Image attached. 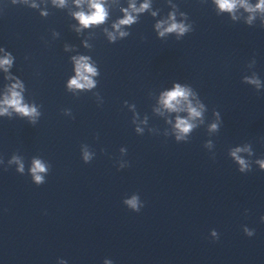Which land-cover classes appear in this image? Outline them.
I'll return each mask as SVG.
<instances>
[{
	"label": "water",
	"instance_id": "obj_1",
	"mask_svg": "<svg viewBox=\"0 0 264 264\" xmlns=\"http://www.w3.org/2000/svg\"><path fill=\"white\" fill-rule=\"evenodd\" d=\"M170 5L192 25L179 39L154 30ZM121 7L127 0H110L108 22L77 34L71 4L44 0L32 9L0 0V47L15 57L10 74L23 81L25 102L40 111L35 124L0 118V264H264V172L253 164L241 174L228 155L250 145V159H264V25H247L242 10L237 21L217 14L212 0H152L158 15L144 13L127 37L109 43L104 29ZM77 54L91 56L100 76L93 90L74 95L65 84ZM252 76L259 90L244 82ZM5 83L0 73V90ZM174 83L206 107L187 142H176L154 112ZM134 113L147 117L143 134ZM214 113L221 123L210 134ZM84 148L94 154L88 164ZM13 156L22 175L8 163ZM33 159L49 165L43 184L32 182ZM132 195L144 203L139 213L123 205Z\"/></svg>",
	"mask_w": 264,
	"mask_h": 264
},
{
	"label": "clouds",
	"instance_id": "obj_2",
	"mask_svg": "<svg viewBox=\"0 0 264 264\" xmlns=\"http://www.w3.org/2000/svg\"><path fill=\"white\" fill-rule=\"evenodd\" d=\"M10 2L13 4L19 3L32 9H41L44 0H39V2L38 0H10ZM48 2L57 9L67 8L69 4L76 9V11L71 12V17L76 21L73 28L77 34L101 27L110 18V0H48ZM117 2L118 0H111V3ZM212 4L215 6L217 14L226 13L233 21L241 19L238 13L242 10L246 14L244 22L247 25H253L257 19H260L261 24L264 25V0H254V2L253 0H212ZM170 6L173 10L168 13L167 18L158 20L154 25V30L158 38L161 39L173 34L179 39L192 31V25L186 23L187 16L184 13H180V20L178 21L175 5ZM151 8L152 0H127V7L120 8L121 16L111 24V31L107 28L104 29L109 43H115L118 39L127 37L129 33L125 29L137 23L138 18L144 13L149 12L155 18L158 13L151 11ZM40 16L47 17V10H41ZM53 35L57 34L54 33ZM82 44L86 49L91 48L87 40L83 41ZM64 50L70 52L75 49L66 45ZM70 60L74 75L65 84L67 91L75 95L78 92L93 90L97 86L96 78L100 76L96 62L93 61L91 56L79 54L71 56ZM14 62L15 57L12 53L0 47V73L3 74V79L6 81L3 90H0V118H11L16 115L26 118L30 123L35 124L40 117V111L36 104L25 102V85L23 81L10 74ZM244 82L255 86L258 90L261 87V81L255 76L245 77ZM205 111L206 107L198 98L197 93L191 87L180 83H174L170 89L161 92L157 100V106L154 108V112L157 115L165 117V122L171 127V135L175 137L178 143L187 142L190 134L204 123ZM65 114H70V110H66ZM173 114H175L174 120L168 118ZM213 115L215 120L208 125L210 134L218 132L221 123L219 113H214ZM133 124L136 125L135 132L143 134L144 126L147 125V117L144 120H140L139 116L134 113ZM167 134L166 132L165 135ZM205 147L211 150L213 147L212 142L208 141ZM120 152L123 156L127 153V149L121 148ZM93 155L87 148H84L82 150V161L85 164L90 163L93 160ZM228 155L241 174L251 172L253 164L261 172H264V159H256L255 161L250 159L254 155L250 145L235 147ZM245 155L248 157L247 159ZM8 163L17 165V172L21 175L24 173V164L19 157L13 156ZM125 167H128V163H119L118 170ZM48 171L49 165L40 159L32 160L29 174L34 184H43L44 177ZM123 205L134 213H139L144 207V203L138 195H132L131 198L124 199ZM259 219L260 223L264 224V216ZM243 232L249 238L255 235V231L247 226L243 228ZM211 237L213 240L219 238L215 230L211 232ZM57 264H67V261L60 259ZM104 264H113V261L105 259Z\"/></svg>",
	"mask_w": 264,
	"mask_h": 264
}]
</instances>
